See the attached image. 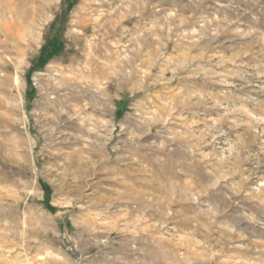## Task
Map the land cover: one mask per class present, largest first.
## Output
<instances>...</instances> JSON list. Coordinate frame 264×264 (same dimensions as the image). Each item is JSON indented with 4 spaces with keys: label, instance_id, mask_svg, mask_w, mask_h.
<instances>
[{
    "label": "rangeland",
    "instance_id": "obj_1",
    "mask_svg": "<svg viewBox=\"0 0 264 264\" xmlns=\"http://www.w3.org/2000/svg\"><path fill=\"white\" fill-rule=\"evenodd\" d=\"M0 264H264V0H0Z\"/></svg>",
    "mask_w": 264,
    "mask_h": 264
}]
</instances>
